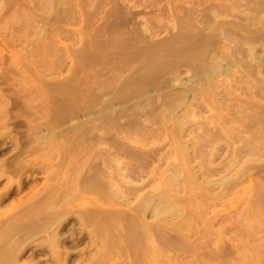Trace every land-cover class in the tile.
Wrapping results in <instances>:
<instances>
[{"label":"bare ground","instance_id":"1","mask_svg":"<svg viewBox=\"0 0 264 264\" xmlns=\"http://www.w3.org/2000/svg\"><path fill=\"white\" fill-rule=\"evenodd\" d=\"M41 2L45 13L41 19L44 23L40 27L44 28L46 34L48 32L45 28L49 23L57 25L56 29H52L50 42L45 40L41 47L47 55L53 52L60 57L72 56L71 71L74 75L86 72L93 64L104 60L106 55L116 59L118 53L129 51L126 53L129 58L126 59L132 61L131 67L114 77L107 86L99 88L95 100L87 105L89 110L85 118L88 122L92 124L106 117L118 121L129 112H132L130 117H143L159 109L164 115L173 117L172 142L177 143L179 148L177 153H174L175 159L162 169L167 154L157 158L158 148L141 149L142 146L148 145L141 136L89 137L87 139L91 141L102 140V147L97 153L90 154L91 149H87L82 155V158L91 156L84 160L88 170H91L90 176L78 181L66 179L56 183L49 190L37 191L26 201L18 203L8 215L7 211L1 209L6 198L31 187L38 177L30 176L26 180L18 181L16 188L13 187L0 195V264H28L21 262L23 242L51 228L53 257L57 259L58 264H66L69 251L66 250L65 243L69 240L79 243L86 234L88 242L97 248L102 260L105 255L107 261L112 264L120 258L124 259L125 264H157V252L161 256L171 257L170 251L174 246L168 241L176 238L181 242L195 237L197 233L195 209L200 211L201 203L199 200L193 201L191 206L194 209L191 213L186 209V195L190 190H195L194 186L203 189L202 192L193 193L194 196L209 192L214 199H219L247 179L250 180L254 171L259 172L263 167L262 163L258 162L262 160L264 150L260 149L257 158L252 155L246 157L239 149H236L234 154H229L225 151V144L217 136H212L209 143H206V163L193 164L198 155L196 148L199 143L195 140L192 142V138L185 139L184 136L189 134L190 124L195 120H198L200 125L203 124L201 118L205 104L208 109L222 107L215 101L217 96L221 95L225 112L220 119L226 135L232 132L234 136L239 137L243 136V133L255 136L253 145L256 148L258 144L264 143V120L259 116L248 123L237 121V132L225 125L231 105L243 100L241 96L246 88L241 87L240 83L252 77L244 73L243 69L254 71V78L264 83V55L258 52L256 44L264 27L250 30L252 34L247 35L242 32L248 30L245 24H239L236 30H232L231 24L219 19L218 13L211 16L205 11L190 9L186 16L175 14L181 21L169 28L166 35L155 38L158 29L154 30V25H148L147 21L139 22L136 13L132 11L133 16L124 19L122 24L111 27L106 40L102 41L97 40V37L101 36V27L95 28L93 36L83 35L84 29H88L93 19L92 16L80 19V16L84 15V0ZM67 4L70 6L65 7ZM226 4L220 1L210 3L208 7L221 8ZM237 6L257 14L264 13V0H249ZM31 17V23L38 24V19L33 14ZM77 20H80L83 26L74 30L78 35L73 39V36L67 34L68 29L64 26ZM129 22L133 23L131 27L128 26ZM131 29L136 31L134 36L123 40L111 37ZM231 35L239 38L238 41L232 40ZM64 39H73L80 46H69L64 43ZM53 40L63 44L64 48H54L50 44ZM110 41H113V44L108 47ZM218 88H221L220 91ZM63 93L66 94L67 90ZM198 97L201 98L199 102ZM94 101L101 106L92 109ZM59 105L60 108H66L65 104ZM250 111H253L252 108L240 105L237 113L248 117ZM182 116L188 119H182ZM207 118L210 120V117ZM237 119L236 117L234 120ZM126 123L122 122V125ZM88 131L86 128V132ZM44 132L47 134L51 130L44 129ZM42 138L44 136L33 141H40L39 144H42ZM77 140L78 138H75L68 147L72 148ZM132 142L136 143L139 152L148 158L140 156L139 152H133V149L137 148L132 146ZM228 143L229 141H226V145ZM69 148L64 150L63 155L67 156ZM23 152L30 155L33 149L31 146L25 150L18 148V152L12 157H0V177L17 169L18 158ZM121 155L139 156V159L136 163H131ZM42 172L49 175L46 169ZM218 174H221L220 177L214 178ZM50 175H55V171L50 172ZM200 177L204 178L203 182L198 181ZM156 178L161 179L157 185L156 181H153ZM148 186L151 189L144 192ZM84 193H93V196L90 203L80 207L77 199ZM257 193L264 194V184H259ZM253 206L255 214L249 225L253 229L260 228L264 231V202ZM67 212H77L75 219L70 222H78L80 225L77 235L72 232L70 238L63 237L65 225L60 229L61 220ZM174 217L178 218L177 221L172 220ZM72 228L74 229V226ZM193 241L192 254L196 239ZM163 247L165 252L159 251ZM177 250L183 252L180 246ZM251 252L248 262L231 264H257L261 252L255 249ZM149 255L154 256L150 258ZM146 256L150 261L145 260ZM88 264H99V259Z\"/></svg>","mask_w":264,"mask_h":264},{"label":"rangeland","instance_id":"2","mask_svg":"<svg viewBox=\"0 0 264 264\" xmlns=\"http://www.w3.org/2000/svg\"><path fill=\"white\" fill-rule=\"evenodd\" d=\"M224 1L225 6L208 7L210 3ZM249 0H84V15L81 18L92 16V24L88 29H84V36L90 37L95 33V28L101 27V36L97 40H106L108 32L114 25L122 24L126 18L133 16L132 11L136 13L139 22L147 21L148 25H154L157 30L155 38H161L166 35L169 28L176 25L179 20L175 14L187 15L190 9L205 11L211 16L216 13L220 15L219 19L226 20L231 24V29L236 30L239 24L247 25V29L242 30L244 34L251 35V31L256 28L264 27V13L257 14L254 11L244 10L237 6L239 3H247ZM41 0H0V157H12L18 152V148L27 149L31 146L33 152H23L18 158L17 169L7 172L0 177V195L7 190L17 186L18 181L26 180L30 176L38 177L31 187L7 197L1 209L7 211L8 215L13 211L18 203H22L29 196L37 191L49 190L56 183L66 179L78 181L91 175L84 164V160L91 156L82 158L87 149H91L90 154L97 153L102 145L100 140H88L93 136H141L146 140L147 146L141 149L158 148L157 158L167 154L166 162L173 161L174 153L179 148L177 143L172 142L174 131L172 129L173 117L164 115L159 109H155L143 117H130L123 115L118 121L112 117H106L90 124L85 116L89 110L87 105L95 100L99 88L107 86L114 77H118L124 71L129 69L132 61L126 58L129 51H122L116 55V59L111 55L98 63L93 64L87 71L79 72L74 75L71 71L72 56L63 55L62 57L54 55L53 52L45 54L41 45L45 40L52 39V31L57 25L49 23L45 29L40 26L43 14ZM67 4L65 7H69ZM32 14L38 19V24H32ZM263 16V17H262ZM185 19V18H184ZM60 25H64L60 23ZM133 23L129 22L128 26ZM83 26L80 20L70 22L64 27L68 29L70 36L76 37L74 30H79ZM53 29V30H52ZM134 29L126 30L116 36H111L115 40H123L129 36H134ZM257 34V33H255ZM262 36L256 42L258 52L264 55V30L260 33ZM230 38L238 41L235 35ZM73 39H64V43L79 47ZM230 40V39H229ZM232 43V42H230ZM54 48H64L63 44L53 40L50 43ZM113 41L108 43V47ZM123 44V43H122ZM105 45V44H104ZM127 48V47H125ZM127 53V54H126ZM105 57V56H104ZM78 61V59H75ZM243 69V68H242ZM244 73L252 75L247 81L240 83L246 91L241 96L243 100L236 101L229 109V116L225 124L229 129L237 132L239 125L237 121L248 123L250 120L259 116L264 120V83L258 82L254 76V71L243 69ZM264 71V66L262 67ZM221 88H218L220 91ZM67 90V93H63ZM70 90V92H69ZM238 92L241 93L240 90ZM249 92V95H247ZM201 98H197L199 102ZM222 107L213 109L205 108L202 112V125L195 120L191 123L189 134L185 139L192 138V142L197 141L199 145L196 148L198 153L193 164L206 163L204 154L207 152L209 139L217 136L225 144V151L234 154L236 149L241 150V154L248 157L252 155L257 158L260 149L264 150V143L254 147V137L248 133L243 136H234V133L226 135L220 116L224 114L221 95L215 100ZM260 102V103H258ZM59 104H65L66 108H60ZM92 109L99 108L101 104L93 103ZM240 105L252 108L248 117L240 116L237 111ZM259 111V114L255 112ZM183 110L180 111L182 113ZM210 117V120L207 118ZM237 120H234L235 118ZM182 119H188L182 116ZM127 122L122 125V122ZM144 121L145 123H143ZM90 124V127L88 125ZM86 128L89 130L86 132ZM44 129L51 130L45 134ZM43 137L44 142L39 144L35 142L38 137ZM261 138V136H257ZM78 138L74 146L69 148V144ZM155 141H158L155 143ZM226 141H229L226 145ZM71 146V145H70ZM133 152H139V147L132 142ZM69 148L65 154L64 150ZM140 156L148 158L139 152ZM264 155V152H263ZM122 158L136 163L139 156ZM262 169L254 171L251 179H247L229 191L226 196L214 199L209 192L195 196L193 193L202 192L203 189L194 186L195 190H190L186 195V209L189 213L194 209L191 206L193 201L199 200L201 210H196V228L195 237L188 240L179 241L174 238L170 251L171 257L156 254L157 264H231L248 262V255L255 249L261 252L259 262L264 264V231L260 228L253 229L249 225L250 219L255 214L254 204L264 202V194L257 193L259 184H264V156L261 157ZM43 169L49 173L55 171V175H48L42 172ZM234 172V170L232 171ZM223 174V173H222ZM215 175L214 178L220 177ZM159 175H157L158 177ZM210 178V179H214ZM207 179V180H210ZM160 178L153 181L155 185L160 183ZM199 182L204 178L200 177ZM206 184V183H205ZM146 187L144 190H150ZM219 190V189H218ZM215 190V191H218ZM93 193H84L77 199L80 207L85 203H90ZM250 202H253L250 203ZM112 207V206H110ZM115 208V207H112ZM77 212H67L62 218L61 228L64 226L63 237H72L71 233H78L79 223L70 222L75 219ZM153 219V218H151ZM177 217L172 220L177 221ZM74 226V229L72 228ZM52 229V228H51ZM38 233L35 237L27 238L22 244V263L28 264H58L57 259L53 257L52 249V231ZM54 232V230H53ZM196 239V246L192 254V242ZM178 243V244H175ZM181 247L183 252L177 250ZM66 250L69 251L66 264H88L99 259V264H112L107 261V257L100 256L97 248L91 246L88 242L87 234L79 243L69 240L65 243ZM164 247L159 249L164 251ZM34 252V255L30 253ZM153 258L154 255H149ZM146 261H150L146 256ZM123 258H120L115 264H125ZM134 264H139L135 262ZM250 264V263H249Z\"/></svg>","mask_w":264,"mask_h":264}]
</instances>
